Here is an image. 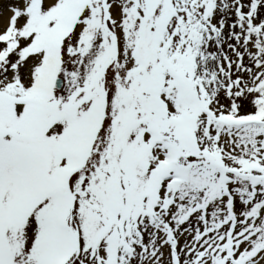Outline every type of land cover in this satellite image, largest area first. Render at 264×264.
<instances>
[{
  "label": "snow or ice",
  "instance_id": "6c2138e0",
  "mask_svg": "<svg viewBox=\"0 0 264 264\" xmlns=\"http://www.w3.org/2000/svg\"><path fill=\"white\" fill-rule=\"evenodd\" d=\"M0 264H264V0H0Z\"/></svg>",
  "mask_w": 264,
  "mask_h": 264
}]
</instances>
